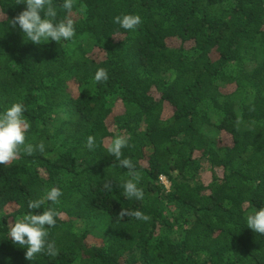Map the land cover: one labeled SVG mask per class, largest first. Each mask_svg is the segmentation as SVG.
Wrapping results in <instances>:
<instances>
[{
    "label": "trees",
    "instance_id": "obj_1",
    "mask_svg": "<svg viewBox=\"0 0 264 264\" xmlns=\"http://www.w3.org/2000/svg\"><path fill=\"white\" fill-rule=\"evenodd\" d=\"M61 2L71 41L0 24V111L23 103L26 142L45 145L0 165V264H264V235L246 225L264 207V0ZM25 8L0 0L6 21ZM125 14L142 18L136 31L114 23ZM118 134L142 200L124 197L132 177L107 152ZM52 187L59 201L33 213L57 212L58 254L29 261L8 230Z\"/></svg>",
    "mask_w": 264,
    "mask_h": 264
},
{
    "label": "clouds",
    "instance_id": "obj_2",
    "mask_svg": "<svg viewBox=\"0 0 264 264\" xmlns=\"http://www.w3.org/2000/svg\"><path fill=\"white\" fill-rule=\"evenodd\" d=\"M16 3L26 5L25 10L11 20L6 21L5 13L0 14V24L7 22L12 28L18 27L24 37L36 45L49 41L67 42L76 35L75 21L71 16L58 19V8L54 0H16ZM59 7L65 12L71 13L75 7V0H62ZM82 14V10H81ZM114 23L128 31H136L142 24V18L138 14H125L114 17ZM97 83L108 80L105 69L99 68L94 75ZM25 106L21 102L12 103L0 111V165L11 166L20 156L21 151L26 155H32L34 151L44 152L45 145L41 142L37 145L27 143V134L30 130V122L24 115ZM131 137L116 135L107 147V152L120 161V166L129 170L132 177L123 184L124 197L142 200L143 190L138 187L139 177L135 173V166L128 158L121 159L122 150L129 146ZM95 146V138L88 137L87 147L92 150ZM110 187V185H106ZM63 195L58 187H52L46 194L36 200L29 201V212L14 222L8 230V238L13 245L25 248V259L32 261L38 254L47 253L49 256L58 254L54 242H49L48 229L56 226L57 212L52 208L43 210L42 214H34L33 210L42 208L46 202L57 203ZM134 216L138 220H147L149 217L140 211L128 212L122 210L120 216ZM246 225L254 233L264 235V207L254 210L246 217Z\"/></svg>",
    "mask_w": 264,
    "mask_h": 264
},
{
    "label": "rangeland",
    "instance_id": "obj_3",
    "mask_svg": "<svg viewBox=\"0 0 264 264\" xmlns=\"http://www.w3.org/2000/svg\"><path fill=\"white\" fill-rule=\"evenodd\" d=\"M168 45L169 46H175V45H177V42H175V41H173V42H171V41H168ZM232 87H225V88H223V89H221V91L223 92V93H225V94H227V93H230L231 91H232ZM161 183L164 185V187L168 190L169 189V184L167 183V181L165 180V178H161Z\"/></svg>",
    "mask_w": 264,
    "mask_h": 264
}]
</instances>
